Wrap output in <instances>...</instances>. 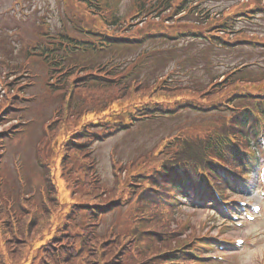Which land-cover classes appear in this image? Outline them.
<instances>
[{
    "label": "rangeland",
    "instance_id": "rangeland-1",
    "mask_svg": "<svg viewBox=\"0 0 264 264\" xmlns=\"http://www.w3.org/2000/svg\"><path fill=\"white\" fill-rule=\"evenodd\" d=\"M15 0H0V43H2V46L0 47L1 53L9 52L18 50V53L22 54L25 52L28 47L30 46L28 43L32 42L36 38V34L39 32V29L35 22L29 18V17H22L25 19H21L18 16H25V15H31L35 16V18L38 20L40 16L46 15V23L50 27V31L53 34L59 33L63 28L67 29H73L72 25L68 23L66 20L65 14L62 10H59L58 8V0H30L31 3H33V6L29 4V0H24L22 10L18 12V16L16 15V8L20 6V3L14 2ZM14 2V4H13ZM133 0H123V7L127 8L130 5H132ZM238 0H231V2L224 3L223 6L229 7L233 4H236ZM241 1H239V4ZM13 4V5H12ZM212 2L210 0H203L202 7L212 8L214 6H217L218 4L211 6ZM11 6V7H10ZM10 7L7 11L5 8ZM37 7V11L34 10V8ZM224 8L221 6L215 7L211 9L213 13H217ZM247 9L246 4H241L237 7L234 11H243ZM232 12V10H229V13ZM36 14V15H35ZM259 17V16H258ZM196 20L193 18H186L183 20H180V23L183 22H189L192 24V22H195ZM197 22V21H196ZM247 24V22H240L238 23V27H243ZM19 41V43L17 42ZM181 43H186L185 39L181 40ZM163 57L164 61H161L159 63L160 66H163V64H167L169 59L163 54H160ZM132 57H129L127 59L130 60ZM24 59V56L21 57V59H17L15 61H22ZM11 60V59H10ZM1 62V59H0ZM228 66L233 65L232 63H226ZM169 68L172 67V64L167 66ZM11 71V70H9ZM18 75L22 74L24 72L23 69H16ZM166 70L164 71L163 75L165 74ZM203 72L198 73L199 75ZM202 78L204 82H209L211 79L208 75L202 74ZM4 78H6L7 83H11L13 77H10L7 80V76L5 74H2ZM154 77L158 78L157 75ZM185 77L181 76V79L183 80ZM25 82V79H20L18 81H15V86L22 85ZM43 87H33V90L30 93L25 92H17L15 95H18V102H15L14 108V114L18 116V118L21 116V122L24 121L23 119L27 120V126L23 127L21 129V132L18 134L17 137H15L12 141L8 143V154L6 158V162L9 164L10 170L7 174V180L9 183L12 182H18V181H24V180H30L37 182L40 178L39 172L41 173V168L38 166L36 158L38 157V152L35 153L36 146L41 140L43 136V131L46 125L50 122L54 110L56 107V102H52V105L46 106V97L49 96V100L47 105H49L50 102V95L48 90L46 89L44 82H42ZM15 86H12L9 88V93L13 94V90ZM109 91L106 90V93ZM14 96V95H12ZM11 96V97H12ZM32 99L30 100V103L28 105L27 101H24V99ZM24 110V111H23ZM104 111L99 110V114H103ZM196 115V113H185L180 118L176 119L175 121H168V122H162L161 124H174L179 125L178 123L184 122L186 120H191L190 123H192V118ZM26 122V121H25ZM201 122V121H200ZM200 122H197L198 124H194V126H201ZM172 130V127H165L161 130H157L158 134H162L164 132L168 133ZM187 130V129H186ZM192 130V129H189ZM163 137V136H162ZM158 138L153 133H149V136H141L136 139V142L134 145L130 146L128 145L133 140V133L132 132H125L120 134V136L116 137L112 140L108 145L105 144L102 146V153L100 151V169L101 172L106 168L108 165L111 168V154L115 153L116 150L113 148H110L111 145H121L124 146V154L122 153V150L119 149V158L122 160H132L135 159L136 156L134 155L137 151L134 150V147L139 143L144 141L146 138V146H151L149 149L154 147L159 140L162 138ZM148 149V150H149ZM98 152V149H97ZM117 153V152H116ZM36 155V156H35ZM31 172L34 175V178L32 180L31 178ZM59 173H60V167L58 163L54 165V174L56 183L58 186H60L59 183ZM103 175H109L108 171H104ZM64 182V181H63ZM111 180L108 181V184H110ZM65 184V183H64ZM61 198H64L65 196H69V193L66 189V186L64 188V193H60ZM182 215L179 216L178 221L179 225H177V229L185 227L188 220L186 216ZM207 217V211H199L194 215V224L191 227V230L194 228L196 230L203 229L204 224L203 221ZM114 221L121 222H127V220L124 218V212L121 211L120 213L109 216L106 220V227H110L112 224H114ZM262 227L260 225L256 226L255 229L259 230L261 233L264 232V230L261 229ZM129 230V227L127 225L123 226L122 231ZM215 234L218 233L216 230L214 232ZM232 235H235L234 233H227L225 235V238H233L230 237ZM52 235L44 236L40 239H36L35 245L33 249H36L40 247L43 244L48 243V241L51 239ZM236 237V236H235ZM5 240L1 234V228H0V254L4 255L6 260L9 261L10 255L8 254V251L5 248L4 244ZM252 250L247 249L245 252L239 255L238 260H233V264H264V235L261 237L253 240V242L250 244ZM33 254L30 252L27 256L24 257L20 261V264H34L35 260L33 261ZM9 264V263H8Z\"/></svg>",
    "mask_w": 264,
    "mask_h": 264
}]
</instances>
